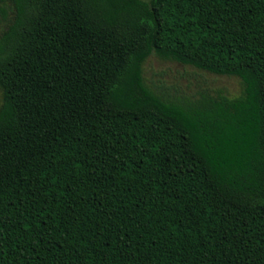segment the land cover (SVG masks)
Masks as SVG:
<instances>
[{
  "label": "trees",
  "instance_id": "obj_1",
  "mask_svg": "<svg viewBox=\"0 0 264 264\" xmlns=\"http://www.w3.org/2000/svg\"><path fill=\"white\" fill-rule=\"evenodd\" d=\"M0 91V264H264V0H0Z\"/></svg>",
  "mask_w": 264,
  "mask_h": 264
},
{
  "label": "rangeland",
  "instance_id": "obj_2",
  "mask_svg": "<svg viewBox=\"0 0 264 264\" xmlns=\"http://www.w3.org/2000/svg\"><path fill=\"white\" fill-rule=\"evenodd\" d=\"M143 76L148 86L177 96L196 97L207 91L233 98L241 94L243 85L236 77L219 76L177 62L150 56L143 65ZM2 94L0 91V104Z\"/></svg>",
  "mask_w": 264,
  "mask_h": 264
}]
</instances>
